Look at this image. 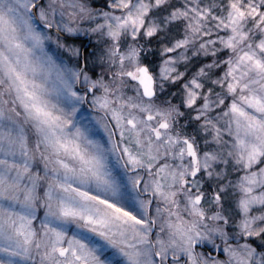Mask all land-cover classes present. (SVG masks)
Returning <instances> with one entry per match:
<instances>
[{"label": "snow or ice", "instance_id": "snow-or-ice-1", "mask_svg": "<svg viewBox=\"0 0 264 264\" xmlns=\"http://www.w3.org/2000/svg\"><path fill=\"white\" fill-rule=\"evenodd\" d=\"M0 264H264V0H0Z\"/></svg>", "mask_w": 264, "mask_h": 264}]
</instances>
